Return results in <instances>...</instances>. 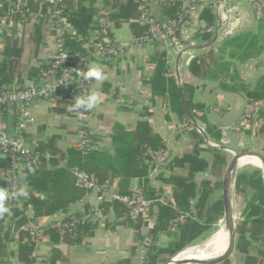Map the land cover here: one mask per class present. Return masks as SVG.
<instances>
[{"label": "crops", "instance_id": "0c3cea01", "mask_svg": "<svg viewBox=\"0 0 264 264\" xmlns=\"http://www.w3.org/2000/svg\"><path fill=\"white\" fill-rule=\"evenodd\" d=\"M17 1L0 0V9L4 6H14ZM197 1L62 0V6L69 16L83 12L80 23L84 31L88 32L84 37L72 26L76 35L69 39V44L74 51H93L103 42L104 35L101 32L103 22H109L107 37L123 48L120 57L95 64L102 66L107 79L103 82L94 81L90 88V90L96 88L101 92L99 104L92 110L82 111L87 117L84 125L91 138L92 151L113 156L115 127L120 125L126 131L134 132L140 122L146 121L153 135L162 141L166 160L160 163L150 154L151 158L147 161L148 186L155 191V198L149 200L150 210L147 220L141 223V228L129 224L123 214L125 209L121 205L122 211L114 208L107 211V222L104 225H94L78 238L61 240L57 234L49 231L42 242L34 245L30 241L27 242L26 230L13 233L12 230L7 231L5 217L4 221L0 220V264H131L146 231L151 232L158 227L161 208L178 209L176 193L180 188L173 179L190 175V170L186 166L169 171L167 164L185 155L197 154L200 161L208 163V169L196 174L195 196L187 198L188 209L181 213L191 214L189 221L204 227L207 226L208 216L221 218L216 211L209 210L210 208L221 205L224 216L223 179L227 166L237 153L251 151L264 156V122L261 125L259 119L244 118L250 108L245 95L223 89L221 83L226 81L231 85L230 79L219 76V80H214L207 71H216L223 61H226L231 64V75L236 72L248 87L255 88L259 79L264 76V20H258L253 6L248 1L237 0L234 3L236 13L234 19L232 17L234 28L231 38L253 32L260 35L259 45L263 48L258 57L240 62L228 57L230 50L221 56L220 50L226 39L217 37L218 16L213 9V24L203 20L202 16L207 6L197 4ZM194 2L189 15L187 14L180 24L179 42L183 50H179L171 42H159L154 45L137 42L139 32L145 29L140 21L142 6H145L159 24L167 25L173 19L175 6L182 7ZM25 9L28 11V18L22 22L5 18L1 20L4 31L2 41L4 61L0 64V88L23 87L32 80L47 81L48 60L56 49L57 41L47 13L48 5L45 2L35 3L28 0ZM162 55L170 70V77L175 80L176 85L180 88H190L193 94L191 98L189 95V99L193 105L203 108L196 111L197 118L194 117L198 126L195 125L190 130L184 129L183 124L193 121L189 118L181 119L172 110L168 94L164 96L163 84L157 87L155 85L158 72L156 59ZM220 57L223 59L220 60ZM192 61L203 62L197 74L190 71ZM183 99L186 102L185 98ZM72 103L73 97L63 90L49 101L34 102L32 106L34 123L24 134L27 145L50 162H54L57 167L67 165L68 152L76 148L79 140L77 112L67 111V106ZM17 120L14 108L0 112V130L13 134ZM199 125L205 128V135H201ZM208 127L211 128L213 136ZM198 136L202 141L198 140ZM218 155L225 158L224 164L219 163ZM245 158L255 159L259 166L256 164L243 168L238 166L234 173L229 195L236 228V243L233 254L221 264H264V206L261 213L254 216L249 208L256 196L250 178L258 174L262 161L256 157L243 159ZM106 164L97 165L101 181H110L118 195L120 191L128 192L134 185L143 181L135 178L123 184V179L115 177ZM7 176L6 159L0 157V181L5 180ZM204 182H209L210 189L214 192L205 203V208L201 210V191ZM24 187L31 193L28 186ZM84 193L82 200L70 204L64 212L81 215L92 205L97 204L99 193L96 190ZM59 213L45 216L40 222H50ZM32 214L33 211H30V215ZM179 233L177 228L158 232L150 248L151 264L170 262L171 259L167 263L165 260L173 254L177 245L179 246V239H182H177ZM212 236H205L202 240L187 245L172 259L190 249L194 250L193 253H199L196 246H203L205 243L207 245L208 239Z\"/></svg>", "mask_w": 264, "mask_h": 264}, {"label": "trees", "instance_id": "16d2710c", "mask_svg": "<svg viewBox=\"0 0 264 264\" xmlns=\"http://www.w3.org/2000/svg\"><path fill=\"white\" fill-rule=\"evenodd\" d=\"M11 7L12 6H4V8L0 9V23L3 17L8 14V11ZM183 7L184 6L180 7V5L174 7L173 19L171 20L172 23L178 22V20L181 19V16L184 15ZM165 12L167 13L168 10H165ZM82 13H76L75 15L69 16L66 12V15L68 22L74 26L80 34L86 37L88 32L84 31L83 26H81L82 24L80 23ZM27 18L28 11L24 7L21 12L16 14L14 20L22 22ZM202 19L210 22V24H213L214 16L212 6H207ZM146 32V28L142 30L141 33L139 32V38L144 36ZM260 43L261 37L259 34L253 32L239 34L233 38L224 40L220 54L222 56L226 54L227 50H230L228 55L230 59L246 62L249 59L258 57L262 53L263 48L259 45ZM67 47L73 56L84 53L80 50V52L74 51L69 44V39L67 40ZM163 59V55L160 56L158 60L156 59V63H158V72L155 77L156 87L157 85L161 86L163 84L164 96L168 94L167 97L171 102L172 110L177 113L181 119L184 118L188 120L186 109L182 103V97L185 98L186 104L191 113L197 118L196 111L202 110L203 108L193 105L192 101L189 99V95L191 98L193 94V91L190 90V88H180L176 85L175 80L170 77V70ZM219 59L222 60L223 57H220ZM202 63V61H192L190 65L191 73L197 74L198 70L201 69ZM230 72L231 64L227 63L226 61H223L216 71H207V73H211L210 76L214 80H219V76H222L224 79H230L231 85H228L226 81H223L221 83V87L225 90L243 93L248 100L250 108L255 103L264 102V76L259 79L255 88L251 89L240 79V76L236 72L233 75H231ZM63 91H65L70 96L72 95L68 90ZM259 117L264 120V109H262V111L259 113ZM244 118L249 119L250 116L246 114ZM81 128L88 132L85 125H82ZM208 130L211 136H213L211 128L208 127ZM198 140L202 141V138L198 136ZM113 148V156H109L101 152H93L92 148L85 151L73 148L68 152V163L65 167H57L54 162H50L48 159L44 158L41 153L37 152L40 156L37 165H28L22 172L26 177V180L22 182L24 186H28L30 188L31 193H29L26 201L24 202V211L21 212L18 209L14 210L16 226L11 232L13 233L14 231H21L29 223L41 225V218L45 216H53L54 214L56 215L60 211H66L70 204L82 200L84 198L85 191L77 184V179L73 173V170L78 169L79 171H83L89 176L95 177L100 182H102L101 176L97 170L98 163H107L106 167L112 171L115 177H118L121 180L123 179V184L135 178L143 180L141 184L138 185L143 188L146 198L148 200L155 198V191L151 190L148 186L147 178L149 175V167L147 165V161L151 158L150 154H152L154 157L157 153H163L164 145L159 137L153 135L149 124L146 121L140 122L136 131L134 132H128L122 126L117 125L115 127V133L113 136ZM217 160L222 164L226 162L225 158L219 155ZM6 162L9 171L11 169V165L8 160H6ZM186 166L189 167L190 175L181 177V179H173L180 188L176 193L178 209L171 210L169 208L162 207L160 223L158 227L154 228V230L150 232V238L153 241L156 239L158 232H161L163 229L177 228L180 232L177 236V239L182 238L179 239V246L177 245L176 250L173 251V254L168 256L166 261H168L178 252H181L184 248H186L187 245L193 244L198 240H202L205 236L209 235L208 233L210 228L208 226L204 227L197 223H193L189 221L190 219L186 220V222L182 225H176L177 218L182 214L181 211L188 209V199L195 196L196 186L194 179L196 174L199 172H204L208 169V163L200 161L197 158V154H192L185 155L181 158H176L173 162L168 163L167 170L173 171L176 168H185ZM259 182V174H254L251 176L250 183L256 190V196L249 206L252 216L259 215L261 213L262 207L264 206V187ZM8 184L9 183L5 180L0 181V187H7ZM210 187L211 184L209 182L202 183V200L200 203L201 210L205 208V203L210 198L212 192H214L212 189H210ZM119 194L122 196H127L130 194V190L128 192L120 191ZM121 205L124 207V205L118 201L108 202L105 205V211L107 213V211H109L111 208L122 211L123 209ZM209 210L216 211L217 214L222 217L223 211L221 205L210 208ZM30 211H33V214L28 216ZM123 214H125L124 216L129 224L134 225L137 228H141V223L136 224L129 219L126 210L125 213L123 212ZM5 217L6 216L0 218V220L4 221ZM219 218L220 217H212L210 215L208 216V221H215ZM165 219L168 221L166 222ZM169 222H171L170 225ZM91 228H93V226L83 225L79 228L76 235L70 236H64L56 230L51 231V233L57 234L61 240H72L78 238ZM47 234H49V232ZM28 238H30L29 234L27 237V242L30 241Z\"/></svg>", "mask_w": 264, "mask_h": 264}, {"label": "built area", "instance_id": "2783aa9c", "mask_svg": "<svg viewBox=\"0 0 264 264\" xmlns=\"http://www.w3.org/2000/svg\"><path fill=\"white\" fill-rule=\"evenodd\" d=\"M28 0H18L16 5L12 6L8 14L3 18L13 21L16 14L21 12L26 6ZM35 3L45 2L48 5L49 18L56 33V49L50 55L46 70L47 81L37 82L29 81L23 87L16 88H0V112L14 108L17 112L18 120L14 127L13 134L0 130V157H4L10 162L11 169L8 171V176L5 179L9 184L6 188L9 192L8 206L11 209L10 214L5 215L6 230H14L16 226V218L14 210L24 211L25 198H15L12 193L24 184L19 179L21 173L28 165H37L40 156L30 148L25 140L24 134L29 126L34 123L32 115L33 103L38 100H51L54 95H57L61 90L71 92L73 99L77 95H86L90 90L94 80H85L83 78L84 71L87 66L95 65L96 62H109L116 59L123 53L122 46L112 41L107 37V26L109 22H103L101 29L104 35V41L101 42L93 51H87L83 54L73 56L68 47L67 40L76 35L74 27L68 22L66 10L62 6V0H29ZM229 0H198L196 3L201 5H210L213 7L215 14L218 16L219 25L216 30L217 37L220 39H228L233 36L232 29L234 23L232 17L236 13L235 2L233 6L227 7ZM248 1L254 8L258 20H264V0H244ZM195 4L185 5L183 7L184 15L176 23L170 22L167 25L159 24L147 11L145 6L140 8L141 25L147 32L140 37L138 43L156 44L159 42H171L177 46L179 50H183L180 45V24L183 18L189 15L190 8ZM234 19V17H233ZM105 23V24H104ZM4 31L0 23V64L4 61V48L2 45ZM76 93V95H75ZM264 109V102L255 103L249 108L248 115L250 118L259 119L263 125L264 120L259 117V113ZM79 123V140L76 149L85 151L91 147V138L89 133L82 129L86 116L83 112L76 113ZM198 126V124H196ZM194 123L185 122L184 129H192ZM199 131L205 135V128L199 125ZM160 163L165 162V154L160 152L155 155ZM74 175L78 180V185L87 193L96 190L99 195L97 204L92 205L86 212L77 216L70 215L67 212H60L50 222L35 225L29 223L23 229L30 235V242L38 245L49 231L56 230L64 236L76 235L79 228L83 225H104L107 222V213L105 204L108 202L118 201L124 205L129 219L138 224L144 223L147 220L151 202L146 198L144 190L138 184L134 185L127 196L118 195L110 181L100 182L97 178L89 176L78 169L73 170ZM25 189V187H24ZM28 216H31L28 213ZM192 217L191 214H181L176 225H182L187 219ZM154 242L150 238V230H147L142 243L140 244L137 254L134 255L131 264H151L150 248Z\"/></svg>", "mask_w": 264, "mask_h": 264}, {"label": "water", "instance_id": "95a60500", "mask_svg": "<svg viewBox=\"0 0 264 264\" xmlns=\"http://www.w3.org/2000/svg\"><path fill=\"white\" fill-rule=\"evenodd\" d=\"M183 105L186 109V114L189 120L193 121V123L196 125V121L194 119L193 114L189 110L186 102L182 98ZM253 154L257 156L261 161L262 165L260 167V171H258L259 174V183L264 187V156L261 153L258 152H251V151H246V152H241L235 154L229 165L227 166L226 173L223 179V208H224V218L221 221V223L224 224V230L226 231V238L228 239V248L227 251L224 255V257L217 259V260H177L178 258L175 257L170 260L168 264H221L225 262L234 252L235 248V243H236V228H235V223H234V218L231 212V205H230V195H229V190H230V184L232 182V179L234 177V173L240 164V161L246 157L247 155ZM264 189V188H263Z\"/></svg>", "mask_w": 264, "mask_h": 264}, {"label": "clouds", "instance_id": "9594fccd", "mask_svg": "<svg viewBox=\"0 0 264 264\" xmlns=\"http://www.w3.org/2000/svg\"><path fill=\"white\" fill-rule=\"evenodd\" d=\"M83 78L85 80H94L96 82H103L107 79L105 72L103 71L102 66L91 65L87 66L84 71ZM101 92L93 88L88 91L86 95H77L74 98V103L67 106V111L70 112H82L89 111L94 109L100 102ZM19 179L21 181L26 180V177L21 173ZM29 193L21 185L17 191L12 193V196L15 198H27ZM9 192L6 188L0 187V218H3L5 215L10 214L11 209L8 206Z\"/></svg>", "mask_w": 264, "mask_h": 264}, {"label": "bare ground", "instance_id": "6f19581e", "mask_svg": "<svg viewBox=\"0 0 264 264\" xmlns=\"http://www.w3.org/2000/svg\"><path fill=\"white\" fill-rule=\"evenodd\" d=\"M246 157H256L257 156L250 154ZM259 159V158H258ZM256 164L259 166V162H257L255 159L252 158H245L240 161V164L238 165L239 168L246 167L248 165ZM232 203V202H231ZM233 208V206H232ZM226 231L224 230V224L222 223V226L219 228V231H217L208 241L207 245H203L200 247H197V251L199 253H193V249H190L189 251L181 254V256L177 260H217L222 257H224L227 248H228V239L226 238ZM193 253V254H191Z\"/></svg>", "mask_w": 264, "mask_h": 264}, {"label": "rangeland", "instance_id": "374dc122", "mask_svg": "<svg viewBox=\"0 0 264 264\" xmlns=\"http://www.w3.org/2000/svg\"><path fill=\"white\" fill-rule=\"evenodd\" d=\"M217 1H219V0H217ZM233 2H234V0H229L227 3V7L229 8V7L233 6ZM223 218H224V216H222L221 218H219L218 220H215V221H208V219L206 220V225L210 228L209 233H208L209 235L212 236V234L214 235L217 232V230H219V228L222 226L221 221L223 220ZM196 247H200V245H197ZM196 247H192V248H196ZM180 256L181 255H179L177 258H179ZM170 259H172V258H170ZM167 262L168 261L165 260V263H167Z\"/></svg>", "mask_w": 264, "mask_h": 264}]
</instances>
